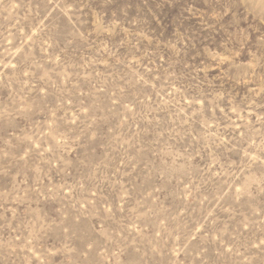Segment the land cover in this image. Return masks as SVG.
I'll use <instances>...</instances> for the list:
<instances>
[{
    "label": "rangeland",
    "instance_id": "374dc122",
    "mask_svg": "<svg viewBox=\"0 0 264 264\" xmlns=\"http://www.w3.org/2000/svg\"><path fill=\"white\" fill-rule=\"evenodd\" d=\"M0 264H264V0H0Z\"/></svg>",
    "mask_w": 264,
    "mask_h": 264
}]
</instances>
